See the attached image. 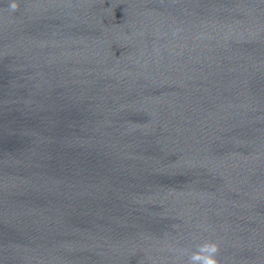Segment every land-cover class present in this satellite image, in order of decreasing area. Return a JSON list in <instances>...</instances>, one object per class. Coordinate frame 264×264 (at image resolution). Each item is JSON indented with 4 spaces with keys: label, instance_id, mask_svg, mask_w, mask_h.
<instances>
[{
    "label": "water",
    "instance_id": "95a60500",
    "mask_svg": "<svg viewBox=\"0 0 264 264\" xmlns=\"http://www.w3.org/2000/svg\"><path fill=\"white\" fill-rule=\"evenodd\" d=\"M206 241L264 264V0H0V264Z\"/></svg>",
    "mask_w": 264,
    "mask_h": 264
},
{
    "label": "clouds",
    "instance_id": "9594fccd",
    "mask_svg": "<svg viewBox=\"0 0 264 264\" xmlns=\"http://www.w3.org/2000/svg\"><path fill=\"white\" fill-rule=\"evenodd\" d=\"M15 3L10 5L12 10L17 9ZM181 257H187L186 264H219L221 253L220 245L214 241H206L199 244L195 251L179 249Z\"/></svg>",
    "mask_w": 264,
    "mask_h": 264
}]
</instances>
